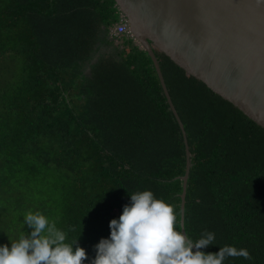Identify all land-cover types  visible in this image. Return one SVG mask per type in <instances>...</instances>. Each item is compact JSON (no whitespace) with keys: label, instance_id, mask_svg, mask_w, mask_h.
Wrapping results in <instances>:
<instances>
[{"label":"trees","instance_id":"obj_1","mask_svg":"<svg viewBox=\"0 0 264 264\" xmlns=\"http://www.w3.org/2000/svg\"><path fill=\"white\" fill-rule=\"evenodd\" d=\"M119 13L115 0H0V244L27 235L23 215L40 211L90 264L143 190L181 226V130L150 56L110 34ZM153 50L189 147L184 229L215 234L205 253H250L224 264H264V128Z\"/></svg>","mask_w":264,"mask_h":264},{"label":"water","instance_id":"obj_2","mask_svg":"<svg viewBox=\"0 0 264 264\" xmlns=\"http://www.w3.org/2000/svg\"><path fill=\"white\" fill-rule=\"evenodd\" d=\"M115 1L134 39L150 56L181 130L186 150L180 204L184 228L189 147L153 48L264 128V0Z\"/></svg>","mask_w":264,"mask_h":264},{"label":"clouds","instance_id":"obj_3","mask_svg":"<svg viewBox=\"0 0 264 264\" xmlns=\"http://www.w3.org/2000/svg\"><path fill=\"white\" fill-rule=\"evenodd\" d=\"M129 197L118 218L108 222V236L93 245L90 264H224L228 257L251 259L246 248L234 245L219 246L215 253L201 251L216 245L215 234L204 231L193 240L179 226L174 207L151 190ZM22 218L30 232L8 239L10 246L0 244V264H83L87 259L77 239L66 242L67 233L40 211H28Z\"/></svg>","mask_w":264,"mask_h":264},{"label":"built area","instance_id":"obj_4","mask_svg":"<svg viewBox=\"0 0 264 264\" xmlns=\"http://www.w3.org/2000/svg\"><path fill=\"white\" fill-rule=\"evenodd\" d=\"M119 9V8H118ZM119 15H120V21L117 25L113 26L110 29L111 35H119V34H126L129 37H133L132 33L129 30L128 27V21L127 18L124 16V14L119 9Z\"/></svg>","mask_w":264,"mask_h":264}]
</instances>
